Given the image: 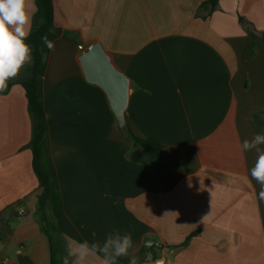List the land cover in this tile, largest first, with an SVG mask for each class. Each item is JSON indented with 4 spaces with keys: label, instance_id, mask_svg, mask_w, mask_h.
Here are the masks:
<instances>
[{
    "label": "crops",
    "instance_id": "1",
    "mask_svg": "<svg viewBox=\"0 0 264 264\" xmlns=\"http://www.w3.org/2000/svg\"><path fill=\"white\" fill-rule=\"evenodd\" d=\"M52 1L54 49L40 41L39 164L46 214L61 232L57 257L73 241L102 244L119 232L131 233L138 264H264L257 153L241 151L264 134V0H218L213 10L208 0ZM93 43L129 83L125 126L162 145L159 172L86 80L79 57ZM31 130L15 84L0 94V264H51Z\"/></svg>",
    "mask_w": 264,
    "mask_h": 264
},
{
    "label": "clouds",
    "instance_id": "2",
    "mask_svg": "<svg viewBox=\"0 0 264 264\" xmlns=\"http://www.w3.org/2000/svg\"><path fill=\"white\" fill-rule=\"evenodd\" d=\"M37 11L34 0H0V93L9 87V81L18 78L25 65L32 62V47L26 42L31 34L32 21ZM44 45L54 49V42L45 35ZM264 134L244 140L241 151L257 153L250 175L260 186L257 198L264 201ZM131 233L110 234L101 244L88 241L71 242L62 264H118V258L130 256L129 264H138ZM156 264H163L157 261Z\"/></svg>",
    "mask_w": 264,
    "mask_h": 264
},
{
    "label": "trees",
    "instance_id": "3",
    "mask_svg": "<svg viewBox=\"0 0 264 264\" xmlns=\"http://www.w3.org/2000/svg\"><path fill=\"white\" fill-rule=\"evenodd\" d=\"M217 2L218 0H208L204 4L210 6L211 10H213L216 7ZM35 5L37 11L33 17L31 34L26 41L32 47V62L23 68V71L20 72L18 78L9 81L8 89L0 94L8 93L10 88L15 84L21 85L25 91L27 109L32 125L31 139L27 147L32 152L33 171L38 179L39 188L42 189V192L38 197L36 215L42 230L46 233L52 243L51 264H62V259L57 257L58 244L56 242V250L53 242V238L54 241H56L55 235L60 234L61 232L46 214L49 181L45 173L41 170L39 164V145L46 133L45 113L42 106L41 95L43 54L40 48V41L42 37L53 28L54 5L52 0H35ZM238 20L240 23H243V19L241 17H239ZM248 36L252 41L250 43V49L253 51L257 46V42L255 41L256 37L251 32H248ZM120 130L126 132V135L133 140L134 145L143 148L147 152L152 166L159 172L157 166L162 145L154 138L141 139L136 137L125 125L123 128H120ZM6 226L7 225H5V227ZM188 240L189 238L186 240L184 245ZM18 261L19 264H32V262L26 257H19ZM121 263L122 262L118 259V264Z\"/></svg>",
    "mask_w": 264,
    "mask_h": 264
},
{
    "label": "water",
    "instance_id": "4",
    "mask_svg": "<svg viewBox=\"0 0 264 264\" xmlns=\"http://www.w3.org/2000/svg\"><path fill=\"white\" fill-rule=\"evenodd\" d=\"M85 78L102 88L108 98L119 128L124 127V111L130 94L129 83L111 64L98 43H93L80 54Z\"/></svg>",
    "mask_w": 264,
    "mask_h": 264
},
{
    "label": "built area",
    "instance_id": "5",
    "mask_svg": "<svg viewBox=\"0 0 264 264\" xmlns=\"http://www.w3.org/2000/svg\"><path fill=\"white\" fill-rule=\"evenodd\" d=\"M19 213L22 214L23 211H19ZM157 261H162L163 264H169L168 262H166V261H164V260H155V261H154V264H156Z\"/></svg>",
    "mask_w": 264,
    "mask_h": 264
},
{
    "label": "rangeland",
    "instance_id": "6",
    "mask_svg": "<svg viewBox=\"0 0 264 264\" xmlns=\"http://www.w3.org/2000/svg\"><path fill=\"white\" fill-rule=\"evenodd\" d=\"M52 236H53V235H52ZM53 242H54V247H55L56 250H57L56 241H54V238H53Z\"/></svg>",
    "mask_w": 264,
    "mask_h": 264
}]
</instances>
